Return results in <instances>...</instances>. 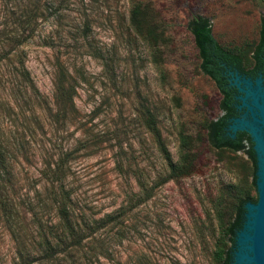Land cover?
<instances>
[{
  "label": "rangeland",
  "instance_id": "1",
  "mask_svg": "<svg viewBox=\"0 0 264 264\" xmlns=\"http://www.w3.org/2000/svg\"><path fill=\"white\" fill-rule=\"evenodd\" d=\"M25 2L0 0V22ZM45 2L21 46L24 65L49 106L55 74L65 68L74 110L55 121L42 105L7 122L30 181L19 178L18 195L38 185L42 162L63 156L79 212L117 217L98 231L104 257H86L85 264H214L217 244L231 245L223 232L236 204L256 200L255 167L244 153L214 149L205 139L206 122L221 113L220 94L199 68L186 23L193 14L206 16L217 43L247 68L264 0ZM134 3L157 35L156 49L128 23ZM146 110L172 161L179 134L187 135L196 156L192 174L165 180L166 163L142 121ZM15 245L0 219V264H20Z\"/></svg>",
  "mask_w": 264,
  "mask_h": 264
},
{
  "label": "trees",
  "instance_id": "2",
  "mask_svg": "<svg viewBox=\"0 0 264 264\" xmlns=\"http://www.w3.org/2000/svg\"><path fill=\"white\" fill-rule=\"evenodd\" d=\"M45 4V0H26L21 7V3H17L9 12L10 18L0 22V219L13 235L16 242L14 254L20 264H85L86 257H104L107 249L98 231L108 224L113 225L117 220L116 214L110 212L92 217L79 212L66 180L67 165L63 156L42 162L34 179L38 185H32L31 191L27 187L19 196V178L29 183V175L20 161L24 154L22 144L7 125V122L15 120L17 114L22 117L25 113L33 115L36 109L43 108L42 105L51 112L55 121L62 120L74 110L75 91L65 68L60 67L55 74L49 106L24 65L21 46L30 37L34 17L42 16L46 11ZM128 23L149 47L157 48V35L145 21L139 3L130 7ZM186 28L197 49L200 70L213 81L220 94L218 107L221 113L206 122L205 139L214 149L244 153L255 167L253 150L250 144L246 145L243 132H237L233 138L225 134L227 118L235 115L236 111L231 105L235 87L227 84L224 71L236 69L252 77L259 70L264 71V15L259 19L251 65L247 68L243 67L240 55L217 43L206 16L191 15ZM142 121L153 135L166 163L165 180H177L192 174L196 156L187 135L179 134L177 158L172 161L160 139L154 118L147 110ZM245 200L238 201L232 220L224 228L223 234L231 245L224 247L223 241L217 244L214 264H231L233 237L241 225Z\"/></svg>",
  "mask_w": 264,
  "mask_h": 264
},
{
  "label": "water",
  "instance_id": "3",
  "mask_svg": "<svg viewBox=\"0 0 264 264\" xmlns=\"http://www.w3.org/2000/svg\"><path fill=\"white\" fill-rule=\"evenodd\" d=\"M228 84L235 87L239 100V116L227 125L230 137L236 131L248 133L255 159V202L243 203L240 227L235 231L231 247V264H264V77L251 79L237 70H229Z\"/></svg>",
  "mask_w": 264,
  "mask_h": 264
},
{
  "label": "flooded vegetation",
  "instance_id": "4",
  "mask_svg": "<svg viewBox=\"0 0 264 264\" xmlns=\"http://www.w3.org/2000/svg\"><path fill=\"white\" fill-rule=\"evenodd\" d=\"M230 69H227L226 71H224V74L226 75V79H227V84H228V82H229V73H228V71H229ZM234 70H236V69H234ZM239 73V72H238ZM241 74H243V75H245V76H248V77H250L251 79H253V78H255L256 76H258V75H261V77H264V71L262 72V71H258L257 73H256V75L255 76H250V75H246L245 73H241ZM263 83H264V79H263ZM229 85V84H228ZM236 95H237V92H236V90H235V93L233 94V100L231 101V105L232 106H234V109H235V111H236V114L235 115H232V116H229L228 118H227V123H226V125H225V134L226 135H228L227 134V125H228V123L230 122V119L232 118V117H235V116H239L242 112H243V109H237V104H239V100L236 98ZM237 132H239V131H236L235 132V134L237 133ZM229 136V135H228ZM230 137V136H229ZM233 137H235V135L233 136ZM233 137H231V138H233ZM242 137H243V139H244V141L246 142V145L248 146L249 144H250V146H251V149H252V141H251V139H250V136H249V134L248 133H244L243 132V134H242ZM254 154V153H253ZM255 160V159H254ZM231 263V262H230Z\"/></svg>",
  "mask_w": 264,
  "mask_h": 264
}]
</instances>
